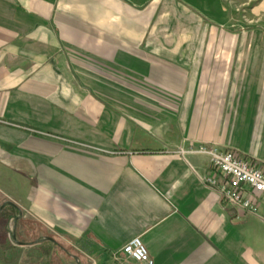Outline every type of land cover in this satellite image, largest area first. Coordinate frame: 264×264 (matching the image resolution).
<instances>
[{"label": "crops", "instance_id": "crops-1", "mask_svg": "<svg viewBox=\"0 0 264 264\" xmlns=\"http://www.w3.org/2000/svg\"><path fill=\"white\" fill-rule=\"evenodd\" d=\"M228 12L0 0V264H117L133 238L153 264H260L264 207L225 205L207 159L179 152L264 170V68L219 27Z\"/></svg>", "mask_w": 264, "mask_h": 264}, {"label": "built area", "instance_id": "built-area-1", "mask_svg": "<svg viewBox=\"0 0 264 264\" xmlns=\"http://www.w3.org/2000/svg\"><path fill=\"white\" fill-rule=\"evenodd\" d=\"M207 159L209 173L201 178L207 188L215 191L221 201L242 215L258 216L264 207V170L240 157L233 151H223L214 146L180 149ZM117 264H153L139 238L124 244L119 252L112 253Z\"/></svg>", "mask_w": 264, "mask_h": 264}, {"label": "rangeland", "instance_id": "rangeland-1", "mask_svg": "<svg viewBox=\"0 0 264 264\" xmlns=\"http://www.w3.org/2000/svg\"><path fill=\"white\" fill-rule=\"evenodd\" d=\"M220 1L226 3L229 12L227 14V18H224L225 20H223L225 25H219V27H221L222 31L226 32L229 37L238 36L239 38H242V41L240 45H238V49L236 51L261 55V57H259V62L255 61L253 63H259L260 67L264 68V0ZM203 14L207 15L208 13L203 12ZM219 31H221L220 28ZM247 161L258 166V164H255L250 160ZM11 228L12 222H10V225L8 226V229L11 230ZM246 255L250 254L246 253ZM254 256V260L257 263L264 264L263 245L260 247L259 252L255 253Z\"/></svg>", "mask_w": 264, "mask_h": 264}, {"label": "water", "instance_id": "water-1", "mask_svg": "<svg viewBox=\"0 0 264 264\" xmlns=\"http://www.w3.org/2000/svg\"><path fill=\"white\" fill-rule=\"evenodd\" d=\"M9 205H12L11 203H8Z\"/></svg>", "mask_w": 264, "mask_h": 264}]
</instances>
